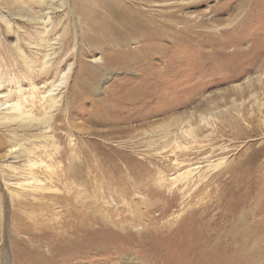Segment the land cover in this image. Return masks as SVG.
Returning <instances> with one entry per match:
<instances>
[{
	"label": "rangeland",
	"instance_id": "1",
	"mask_svg": "<svg viewBox=\"0 0 264 264\" xmlns=\"http://www.w3.org/2000/svg\"><path fill=\"white\" fill-rule=\"evenodd\" d=\"M238 3L189 0L179 15L193 18L202 13L218 27V31L213 29L208 34L212 46L207 43L199 49L190 45L187 54L183 53L181 41L172 43L169 51L182 58L173 61L169 75H163L162 58L151 59L149 63L141 61L140 67L127 72L113 66L117 59L115 55L119 54L112 52L116 50L112 46L99 48L92 44L91 47L86 36L93 26L89 27L88 19L92 25L94 23L91 14L86 10V16L83 10L87 5L85 0H0V78L3 83L0 114L29 95L37 100L47 99L48 91L54 87L53 93L61 98L59 109L66 117L62 119L67 127L62 130L66 133V145L73 147L74 140L89 138L100 149L97 165L103 166V161L109 164L106 171L108 187L99 182L87 186L64 176L55 185L46 172L36 175L45 190L31 191L28 185L20 187L17 184H25L30 179L23 168L24 148L34 152L40 146L33 138L38 131L30 127L36 121L33 119L31 124L27 123L28 128L18 122L12 123L10 128L0 127V144L8 142L10 131L23 139L16 159L6 156L8 146L0 151V264L197 263L192 260L190 252L188 256L185 254L184 246L177 241L189 226L186 218V227L183 228L186 203L192 199L196 206L200 199L196 191L201 184L212 180L213 175L224 167H231L244 179L264 173V91L260 94L249 92L247 88L249 83L264 80V63L263 66L257 67V62L245 67L257 58L258 48L264 47V33L252 35L254 31L264 29V0L250 1L234 26L226 28L236 33L230 31L221 36L224 29L220 30L222 23L216 20H224L228 9ZM250 14H257L258 18L244 23L246 28L242 31L239 26ZM194 21L198 18L192 23ZM225 38L232 42L231 47L228 46L222 54L215 52V45ZM240 40L243 43L240 48L233 47ZM137 46V43L130 42L124 48L133 50ZM263 57L264 53H261L260 60ZM235 64L236 72L229 78L223 77L229 66ZM153 76L162 79L155 91L149 88ZM39 77L41 80H37ZM247 77L258 78L251 83ZM124 81L140 85L135 89L139 109L134 114L136 121L121 123L119 127L131 128L127 134H116L115 138L99 143L101 140L93 134L112 127L85 121L83 115L103 118L99 108L106 101L110 106L124 101V92H119L120 85H117ZM33 87L38 89L35 94ZM69 105L71 114L67 113ZM57 112L53 110L51 114ZM124 115L127 113L121 112L115 117L123 118ZM45 128L47 126L41 131ZM48 132L46 135L50 136ZM54 143L58 148L64 146L62 142ZM51 144L49 140L44 144V150L35 151L31 157L42 163L45 171H48L47 166H52ZM180 153H188L187 157L194 165L168 171L165 160L171 159L173 164ZM149 159L159 164L158 173L151 176L153 180L145 179L137 187V179L125 170L130 164L134 169L152 171L155 163L148 162ZM142 161L146 163L142 164ZM220 162L221 166L213 170L212 165ZM118 164L122 165L121 175L116 171ZM190 167L198 169L189 182L171 184L174 177ZM78 192L82 193L77 198L75 194ZM53 193L59 196V203L44 210L41 206L52 202L43 200L41 195ZM102 195H105V211L101 213L104 216L103 229L93 225L89 240L86 242L83 237L81 248L57 247L61 233L67 235L71 228L70 225L62 226L61 221L70 213L69 209H73L72 202L79 199L96 203ZM82 236L81 233L77 238ZM256 237L249 245L255 248L257 258L264 261V234Z\"/></svg>",
	"mask_w": 264,
	"mask_h": 264
},
{
	"label": "bare ground",
	"instance_id": "2",
	"mask_svg": "<svg viewBox=\"0 0 264 264\" xmlns=\"http://www.w3.org/2000/svg\"><path fill=\"white\" fill-rule=\"evenodd\" d=\"M198 1L207 2L210 0ZM227 1H231V5H233L235 1L239 3L233 9L227 10L228 13L226 15L228 16L224 20H219V18L218 21L216 20V22L222 23V29L220 30L224 29V33H220L221 36L230 31L231 33H236L231 29L232 26H234L233 23H235L238 15L244 12L252 3V0ZM85 4H87L86 9L84 8L83 10H85V12L87 10V12L91 14L90 18L94 23V25H92L91 20L88 19L90 23L89 27L91 28L93 26L91 30L89 29L90 33L88 32L86 36L88 44H90L91 47L92 44L94 46L98 45L99 48L112 46L113 49H116L112 52L119 54L115 55L117 59L113 66L118 70L127 72L140 67L139 65H141L142 62L149 63L151 59L162 58L164 71V74H162L169 75L171 73L170 69L173 67V61L177 59L181 60L182 58L181 56L177 57L178 53L174 56L172 55V51H169V46L172 43H175L176 40L181 41L182 46H184L183 53L186 52L185 54H187L190 45L191 47H197L199 49L204 47L207 43L212 46L213 44L210 41L211 37H209L208 34L212 32L211 30L213 29L218 31V27H216L213 22H209L202 13L195 15L193 18L183 14L179 15V12L185 9L187 4H189V0H85ZM87 12L85 14L86 16ZM257 16V14L247 15L239 26V29L241 27L242 31H244L246 28L244 23H249L257 19ZM196 18H198V21L192 23ZM230 26V30L227 31L226 28ZM261 33H264V29L256 30L252 35ZM226 40L227 38L224 40L220 39L219 44L215 45V52L219 54L225 52L227 47L232 43ZM130 42H135L138 46L133 50L124 48ZM242 44L240 40L235 42L233 47L238 48ZM261 53H264V47L258 48V52H256L257 58L245 64V67L254 66L257 62H259L257 67L263 66L264 59L260 60L261 58H259ZM236 70V64L230 65L227 72L223 74V77H231L230 75L236 72ZM257 78L258 77H247V80L252 83V81ZM37 80H41V78L39 77ZM151 83L149 88L155 91L157 87L161 85L162 79L160 76H153ZM2 84L0 78V89L2 88ZM17 84L19 87L20 83L18 80ZM117 85H120L118 91L124 92V96L122 97L124 101L119 100V103L110 106V103L108 104V101L105 100L106 103L102 105V108H99V114L104 115L103 118H93L92 114L88 116L87 114L83 115L85 121L94 122L96 125H109L112 127V129L93 134L101 140L99 143L102 141L105 142V140L110 137L115 138L114 136L116 134H127L131 128H121L119 127L122 125L121 123H133L136 121L134 114L137 113L139 109H137L138 103L135 89L139 88L140 85L134 81H124ZM247 88L249 92L260 93L264 91V80L259 81L257 84L249 83ZM20 90L18 91L19 93H21ZM54 90L55 88L53 87L48 91L49 97L47 99L43 98L37 100L35 96L29 95V98H24L8 108L5 113L0 114V127L5 128H10L11 124L15 122L20 123L21 126L23 125L22 127L28 128L27 123L31 124V120L33 121V119L36 121L35 124L30 126L31 128H35V131H38V133L34 135L35 137H33L34 140L40 144V146L35 148L36 153H39L41 149L44 150L49 140L52 142L51 148L53 149L51 151L53 152L50 155V165L52 166H50L51 168L48 166L46 167L48 171H45L41 167L42 163H38L31 159V157L35 155V151L25 150L24 148L23 154L26 155V158L23 168L27 171L26 173L30 176V179H26L27 181L25 184L18 183L17 186L22 187L23 185H28L31 191L45 190L43 182L38 179L36 175H44V173L48 172L51 182L55 183V185H57L59 178L64 176L67 179L72 178V180L87 186L92 184L95 185L96 182H99L102 186L108 187L106 171L109 164L106 163L107 161L104 163L102 159L103 166L97 165V155L100 154V149L97 147L96 142L91 141L89 138H83L80 141L74 140L75 146L73 147L66 145L64 141L66 133L62 132V130H66L65 128H67L65 119L62 121V119L66 117H64L59 109L61 98L59 99V97L53 93ZM33 91L35 94L38 89L33 87ZM262 95H264V93H262ZM53 110L54 112L58 110V112L53 115L51 114ZM121 112L127 113V115H124L123 118L119 116V118L115 117ZM67 113L71 114L70 105L67 106ZM37 116L41 117L37 118ZM69 119L68 117L67 123ZM57 121L60 122L58 123ZM45 126H47L45 131H41ZM47 129H49L51 133L50 136L46 135L48 132ZM14 133V131H10V139H8V142L0 144V151L7 148V146L9 147L6 151V156L10 159H16V155L19 153L18 147L20 146V140H23L17 133ZM56 141L59 144L62 142L64 146L61 147L59 145L60 147L58 148L56 143H54ZM42 142L45 145L42 144ZM188 155V153H180L173 164H171V159H166L165 162L168 163L169 166L168 171L180 168L184 169L194 165L192 164V159L187 157ZM144 162L145 161H142V164L146 163ZM148 162L155 163L152 171L148 169H134V166L130 164H128L125 170L128 175L137 179V187H140L142 182L146 181L145 179L153 180L151 176L153 174L155 175L159 167V164L152 159H149ZM221 164L222 162L214 166L212 165V169H217ZM11 168L14 170L13 166H11ZM121 169L122 165H116V171L120 175L122 174ZM197 169L198 167L187 168L184 172L177 175L176 178L174 177V179L171 180V184L175 185L176 183L189 182L190 178L195 176ZM162 182H165L164 179ZM184 186L186 187V185ZM175 191L177 192V189ZM197 192L200 195L197 205H193L194 202L192 199L185 205L188 207L184 215L186 217L183 221V228L186 227V218H188L186 223H189V226L185 230V235L180 240H177L179 245L184 246L185 254L188 256L190 252L192 260H197L196 264H264L263 260L260 261L257 258L255 248L249 245L253 238L264 234V209L262 208V200L264 199V173H258L252 176V178L244 179L243 175L239 177L231 167L227 166L214 174L212 180L202 183L196 193ZM81 193L82 192H78L75 194V197L78 198ZM41 197L45 201L50 200L52 202V204H44L41 206L44 210L52 209L53 205L59 203V196L54 193L42 194ZM104 197L105 195H102L100 197L101 199L96 203H93L91 200L79 201V199L72 202V204H74L73 209H69L70 213L66 215L64 221H61L62 226L70 225L71 228L67 230V235L61 233L62 237L58 240L57 247H60V249L66 247H70V249L72 247L81 248L83 245H81L83 237L86 242L89 240L91 235L90 229L93 228V225L97 224V229H103L104 225L102 223L104 222V216H101V213L105 211V205H103ZM81 233L83 236L77 238V235H81ZM70 235L72 236L70 237ZM54 236L56 237L57 235ZM172 243L176 245V242Z\"/></svg>",
	"mask_w": 264,
	"mask_h": 264
}]
</instances>
